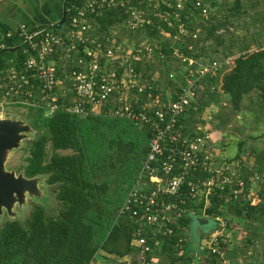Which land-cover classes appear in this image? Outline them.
<instances>
[{"label": "built area", "instance_id": "2783aa9c", "mask_svg": "<svg viewBox=\"0 0 264 264\" xmlns=\"http://www.w3.org/2000/svg\"><path fill=\"white\" fill-rule=\"evenodd\" d=\"M188 1L76 0L67 7L68 20L61 27L60 20L19 23L6 30L0 26V49L15 48L21 56L8 58L0 66V114L18 105L27 112L42 110L47 117L57 111L81 116L104 114L129 120L139 129L148 128V151L120 213H129L164 235L174 233L180 218L196 215L194 204L202 203L200 217L209 218L214 196L221 197L228 189L232 197L239 198L244 196L245 187L238 170L240 161L220 157L210 130L200 125L191 129L181 121L201 96L206 77L230 67L233 56L196 60L175 50L174 55L189 64L183 81L168 93L157 80L144 77L142 68L137 71L139 64L157 63L154 55L159 45L145 37V28L155 24V18L169 27L180 26V35L166 31V37L185 44L200 38L197 32L189 33L182 13L191 8L194 14L195 8L199 15L208 17L210 7L204 0H191L192 7H187ZM118 4L125 7L126 19L100 35L97 15ZM235 30L236 25L229 24L217 34ZM11 38L16 39L14 44L9 43ZM188 47L196 48L191 43ZM214 219L218 228L202 247L219 254V264H232L226 250L220 248L221 241L227 243V219ZM134 243L140 247L138 258L144 262L150 246L140 235ZM182 243L179 238L177 245ZM203 257L195 252L192 264H199Z\"/></svg>", "mask_w": 264, "mask_h": 264}, {"label": "trees", "instance_id": "16d2710c", "mask_svg": "<svg viewBox=\"0 0 264 264\" xmlns=\"http://www.w3.org/2000/svg\"><path fill=\"white\" fill-rule=\"evenodd\" d=\"M73 1L76 0L65 1L64 10ZM189 1L187 7H192V1ZM205 4L210 11L212 6L217 5L212 3L210 6L209 0ZM144 6L147 7V4ZM190 11L191 8H186L182 13L183 24L189 33L197 32L200 38L196 41L190 39L187 44L171 38L174 34L180 35L179 25L169 27L161 18H155V24L147 25L145 37L149 43L156 40L159 45L157 52L161 51L163 55L155 52L156 64L137 66V71L142 68L144 77L152 80V73L158 69V65H163L160 70L167 69L173 61L180 66L178 70L182 64L188 65L187 60L182 61V57L174 55L175 50L187 59L197 60L200 55H206L205 49L196 52L198 44L204 46L211 41L212 46L223 45L226 34L219 35L217 30L233 24L231 21L239 18L242 0H234L223 13L217 11L220 16L210 13L205 17L199 15L195 8L194 14ZM126 17V9L120 4L105 7L97 15L100 35L122 23ZM197 18L202 27L196 25ZM0 26L3 30L10 27L1 22ZM166 31L172 36L166 37ZM9 40L13 44L16 41L12 38ZM253 42L255 45L252 48L241 50L233 56L230 67L206 77L201 96L181 118L183 124H189L196 112L202 111L213 100H218L217 97L222 94L228 95L229 105L236 114L242 109L244 97L255 92L260 111L264 114V29L253 33ZM189 43L195 44L196 48L190 49ZM0 52V66L8 58L20 54L18 50L0 49ZM210 86L214 88L211 90ZM29 117L38 134L30 143L23 171L27 177L45 175L48 185L53 187L57 203L52 213L41 205H35L24 221L6 219L0 222V264H97L100 252L109 260L108 264H192L195 252L204 256L199 264H219V254L202 247L204 240L209 239L218 228L215 216L227 219L228 230L235 227V219L238 218L259 222L264 229V181L259 182L256 195L252 191V180L256 174L264 176V160L260 157H257V166L253 165L249 173L240 174L245 181L244 196L234 198L227 189L221 197L212 198L209 218L215 221L216 227L211 233L197 231L194 236L193 215H187L175 223L173 234L164 235L154 232L150 225L129 213H120L148 151L151 137L148 128L139 129L129 120L104 114L81 116L57 111L47 117L42 110H32ZM122 120L127 121L128 125L123 124ZM135 127L139 132L135 131ZM100 130L107 131L102 134ZM210 132L216 139L215 132ZM244 146L245 142L238 143L235 160H242ZM129 173H132V182L123 188L120 180ZM201 206L202 203L194 204L196 216L200 217L198 208ZM138 235L151 248L144 262L136 258L140 247L134 243V239ZM179 238L183 239V243L178 246ZM238 238H247L248 246L254 244L242 228ZM220 248L227 252L228 243L221 241ZM233 260L232 264H238Z\"/></svg>", "mask_w": 264, "mask_h": 264}, {"label": "rangeland", "instance_id": "374dc122", "mask_svg": "<svg viewBox=\"0 0 264 264\" xmlns=\"http://www.w3.org/2000/svg\"><path fill=\"white\" fill-rule=\"evenodd\" d=\"M234 0H209V5H213L212 3H217V5L212 6L213 9L209 12L214 14L223 13L228 5L233 3ZM258 3L255 5V3ZM264 0H242V11L238 19H233L231 22L236 25V30L234 33H227L225 35V43L221 46L211 45V41H208L204 46L198 44L197 46L202 50L205 49L204 52L206 55H200V57H209L210 59L215 58H223L224 56H234L238 54L241 50H247L250 47H253V33L259 32L264 29ZM217 11H220L217 12ZM199 18L195 20L196 25L202 27L198 23ZM204 34L202 35V37ZM205 47V48H204ZM226 49V50H224ZM199 57V58H200ZM158 65V64H157ZM163 67V65H158V69L152 73V78L157 80L161 87H165L164 92H171L179 83L183 80V74H185L181 69H177L178 63L171 62L170 66L167 69L160 70L159 68ZM182 66H186V64H182ZM182 71V73L180 72ZM149 75V73H148ZM151 76V73L150 75ZM257 94L255 92L251 93L249 97H247V103L250 100L256 99ZM252 102V101H251ZM212 103V102H211ZM255 105V104H254ZM253 105V109L257 106ZM250 104H247V108L242 106V109L236 114L233 113L229 102L225 99H219L218 104H209L202 111H198L195 114L194 119L192 120V124L189 126L191 129H194L198 125H202L207 130L215 132L214 139L215 142V151L220 153V157H225L229 159H234V156L231 157V150L233 153L235 149H238L239 142H245V154L244 158L247 159L248 162L253 159V157H260L264 160V154L262 156L253 155V147L255 145H261L264 147V114L257 107V111L249 110ZM32 111V110H31ZM27 112V109L23 106L11 105L7 109V113L12 116L24 119L26 121L30 120V112ZM205 119V120H204ZM203 120V122H202ZM123 124L128 125V122L122 120ZM206 123V126H205ZM136 128V127H135ZM251 129H256L263 134L260 136L250 135L248 131H252ZM33 133L30 138L23 140L20 148L13 150L9 154V158L7 160L6 166L9 170L14 169L16 173H19L23 170V165L26 162V156L29 154V146L31 141L37 136V130L33 128ZM107 130H100V133H104ZM135 131L139 130L136 128ZM264 149V148H263ZM234 150V151H233ZM66 152V151H63ZM223 154V156L221 155ZM264 153V150H263ZM227 156V157H226ZM235 160V159H234ZM257 166V165H256ZM247 172V171H246ZM250 171H248L249 173ZM132 173H129L125 176L123 180H120L121 186L124 188L128 187L132 182L130 179ZM46 176L42 180L41 187L44 190V196L42 195L41 199H30L28 198L27 203L21 208L17 205L15 207V211H17V215L15 217H10L6 213L0 218V222L5 221L6 219H20L22 221L29 215L31 210L35 205H41L48 210V212L52 213L56 208V199L55 192L53 187L49 186L46 181ZM264 181V176L260 173L256 174L253 178V194L256 195L259 189V182ZM37 200V201H36ZM240 221V220H239ZM235 227L230 228L227 232V243H228V256L229 259L235 256L233 259L234 262L238 264H249L251 261L253 263H258L260 260H264V229L261 227L259 222L246 221L239 224L235 221ZM216 227V223L213 219L208 218V223L201 224L198 220V216L193 215V235H197V231H204L206 233L212 232ZM245 231L247 237L253 239L254 244H250L247 242V238H238V233L240 228ZM138 258V257H136ZM139 259V258H138ZM97 264H108L109 260L106 259L104 254L101 252L97 257ZM131 260V258H130ZM140 260V259H139ZM96 262V261H95ZM120 262H123L120 260ZM234 264V263H233Z\"/></svg>", "mask_w": 264, "mask_h": 264}, {"label": "water", "instance_id": "95a60500", "mask_svg": "<svg viewBox=\"0 0 264 264\" xmlns=\"http://www.w3.org/2000/svg\"><path fill=\"white\" fill-rule=\"evenodd\" d=\"M66 10H63L58 26L61 27L66 21ZM14 52L15 48H7ZM1 54V52H0ZM33 126L29 121L10 115L0 114V218L6 213L15 217L17 211L30 199H41L44 190L41 187L44 175L27 177L22 170L16 173L14 169L9 170L6 166L9 154L21 147L23 140L30 138ZM36 200V201H37ZM201 224L208 223V218L199 217Z\"/></svg>", "mask_w": 264, "mask_h": 264}, {"label": "crops", "instance_id": "0c3cea01", "mask_svg": "<svg viewBox=\"0 0 264 264\" xmlns=\"http://www.w3.org/2000/svg\"><path fill=\"white\" fill-rule=\"evenodd\" d=\"M204 1L206 2V0H204ZM63 10H64L63 0H0V22L7 24L9 26H15L19 23H29L31 25H33V24H49V23H52L54 21L60 20L62 17V14H63ZM250 48H252V47H250ZM200 51H202V50L200 49L198 51V53H200ZM185 69H186L185 66H182V71L184 73H185ZM182 71L180 70L181 73H182ZM183 77H185V74H183ZM249 95L250 94L246 95L243 99V108H244V106L247 108V104H250V106H249L250 111L251 110L257 111V107L260 110V103L258 101V97H256V99H254V100H250V102L247 103V99H248L247 97H249ZM217 98H218V100H213V102L211 104H213V105L218 104L219 99H222V98H225L229 102V97L226 94L219 95ZM254 104L257 106L255 109H253ZM196 113H198V112H196ZM194 116H195V114L193 115V119H194ZM202 122H203V120H202ZM192 123L193 122L190 121L188 125H190ZM200 126H202V125H200ZM205 126H206V123H205ZM251 130L252 131H248L250 135L260 136L263 134L262 132H259V130L258 131L256 129L255 130L251 129ZM263 148L264 147L261 145H259V146L255 145L253 147V153H254L253 155H256V153H257V156H262L264 154ZM231 152H232V150H231ZM231 152H230L231 157H233L237 154L238 149L236 148L233 153H231ZM221 155L223 156L222 153H221ZM258 158L253 157V159H251V161L248 162L247 159H245L244 155H243L242 160H238V161H240V164L238 165L239 173L240 174H247L248 171L251 170L253 165H256L257 163H259ZM235 220L239 224H241V221L242 222L244 221L243 218H238ZM244 222H246V221H244ZM226 258L229 259L228 251L226 252ZM250 263L255 264V263H253V261H251ZM256 264H264V260H260Z\"/></svg>", "mask_w": 264, "mask_h": 264}]
</instances>
